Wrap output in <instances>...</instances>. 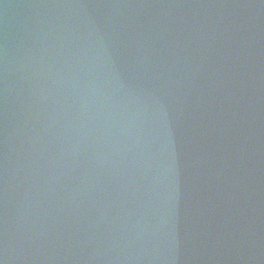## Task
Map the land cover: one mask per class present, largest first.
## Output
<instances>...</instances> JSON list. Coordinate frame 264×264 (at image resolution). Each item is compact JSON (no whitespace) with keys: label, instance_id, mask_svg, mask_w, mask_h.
<instances>
[{"label":"water","instance_id":"water-1","mask_svg":"<svg viewBox=\"0 0 264 264\" xmlns=\"http://www.w3.org/2000/svg\"><path fill=\"white\" fill-rule=\"evenodd\" d=\"M0 260L264 264V0H2Z\"/></svg>","mask_w":264,"mask_h":264},{"label":"snow or ice","instance_id":"snow-or-ice-1","mask_svg":"<svg viewBox=\"0 0 264 264\" xmlns=\"http://www.w3.org/2000/svg\"><path fill=\"white\" fill-rule=\"evenodd\" d=\"M0 2H2V0H0ZM0 264H4V261L3 260H0Z\"/></svg>","mask_w":264,"mask_h":264}]
</instances>
